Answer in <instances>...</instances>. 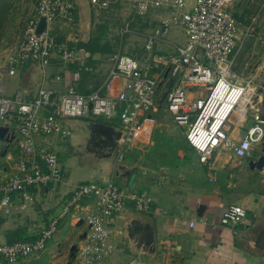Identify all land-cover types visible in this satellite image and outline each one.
I'll list each match as a JSON object with an SVG mask.
<instances>
[{
    "label": "built area",
    "instance_id": "obj_1",
    "mask_svg": "<svg viewBox=\"0 0 264 264\" xmlns=\"http://www.w3.org/2000/svg\"><path fill=\"white\" fill-rule=\"evenodd\" d=\"M128 1L139 16L152 10L171 12L170 18L162 19L147 35L146 61L121 50L111 54L112 68L102 88L87 94L69 87L62 98L56 99L53 90L42 89L37 98L25 100L21 92L14 98L6 97L0 88V127H8L19 142L16 153L7 147L2 161L6 166L0 168V209L6 214L26 210L34 201L32 188L62 182L64 170L58 154L51 148L72 135L67 120L105 118L106 123L122 132L121 150L129 149L136 144L143 123L158 109V98L170 79L173 83L163 104L173 121L184 129L186 140L201 163L207 164L220 151H230L240 160L253 159L257 149H261L263 94H259L253 78L235 70L240 50L254 29L251 26L242 29L231 10L235 0ZM90 2L98 15L110 6V0ZM36 5L18 45L0 68V77L14 76L32 61L48 70L55 57L65 64L80 59V52L62 42L56 31L62 22H75L76 0H37ZM42 17L46 18V26L39 32ZM174 25L183 28L186 42L175 44L165 54L156 52L157 44ZM118 83H123L122 87L112 94ZM202 89L204 92L190 100L189 91ZM244 109L252 113L254 124L237 141L231 134L232 117ZM38 136L43 138V145L37 143ZM16 197L22 199L21 204L14 202ZM86 199L96 200L99 206L81 214ZM129 203L138 211L147 212L152 198L124 190L113 180L81 183L66 202L62 216L53 218L33 238L1 244L0 261L19 264L44 252L58 233L62 217L70 216L74 220L84 219L89 226L78 256L87 264H100L115 251L111 244L112 225L115 216ZM246 218V208L233 203L221 215V225L234 228ZM190 225L193 227L195 222ZM127 264L141 261L132 258Z\"/></svg>",
    "mask_w": 264,
    "mask_h": 264
},
{
    "label": "crops",
    "instance_id": "obj_2",
    "mask_svg": "<svg viewBox=\"0 0 264 264\" xmlns=\"http://www.w3.org/2000/svg\"><path fill=\"white\" fill-rule=\"evenodd\" d=\"M112 3L110 0V6L105 10L110 9ZM247 5L245 0H235L232 5V9L236 10L233 12L238 17L242 29L249 27L241 21L243 13H246L248 9ZM31 9L33 10L30 16L36 6L35 8L32 6ZM135 14L137 13L135 12ZM158 14L159 17L154 19V29L162 19L171 17L169 10L161 9ZM95 17L96 12L90 0H77L75 22L70 24L62 22L58 24L56 31L62 42L68 43L70 47L80 52V59L73 64H65L55 57L48 70H44L38 61L29 62L14 76L1 75L2 94L14 98L17 93L21 92L25 100H32L39 96L42 89H51L54 92L53 97L59 99L69 87L76 88L84 94L102 88L112 68V63L109 61L111 52L105 51L107 48L103 49L99 45H90L97 24ZM73 26H76L77 30H70ZM169 35L171 34H168L167 38L165 37L162 42L157 44L156 52L165 54L173 50L175 44L186 42L185 33L183 39L178 32L172 34V39L168 38ZM174 35L175 37L177 35L178 39ZM85 45L96 49L89 52ZM103 51L110 53H102ZM131 56L144 61L141 56ZM243 69L239 68L236 72L241 73ZM262 70L263 63L259 62L253 67L247 78H253L255 81L261 75ZM4 83L8 85L7 89L2 85ZM122 85L123 83H118L112 94H116ZM200 94L189 91V98L192 100ZM153 112L140 129L136 147L153 132V129L146 124L147 121L153 120L152 118L155 116ZM239 112H236L239 115L236 113L233 115L231 125L232 137L237 141H241L254 124L252 113L249 110L244 109ZM168 115H170L169 112ZM80 120L105 122L95 118L66 121V126L72 131V135L67 141L51 148L61 160L64 170L62 182L41 187L40 190H31L34 201L24 211L6 214L0 209V245L9 240L18 239L19 236L36 235L53 218L62 216L66 202L71 199L75 187L81 183L93 181L104 183L113 180L124 190H133L140 195H149L152 198V204L149 211L140 212L134 204L129 203L123 211L115 216L111 229V244L115 251L100 264H127L132 258H139L141 264H153L156 260H159V264H264V254L255 250L256 237L264 228V193L252 189L247 194H237V192H232V189L237 188L239 183L228 179L225 183L223 182L221 177L224 173L239 165L238 162L232 161L234 156L232 152L220 151L214 154L207 164L201 163L198 153L187 142L184 129L174 121L173 124L168 121L172 125L171 133L177 136L180 144L183 136L186 140L188 148L182 150L181 155L169 159L168 163L159 165V168L153 164L152 166L148 165L145 155H141L143 161L141 160L137 164H121L119 159L121 148L111 158H101L86 150L85 137L78 128ZM107 124L109 123L107 122ZM36 140L37 143L43 145L42 137L38 136ZM18 146V138L12 142L0 139V153L4 147L14 149L16 153ZM72 147L74 151L69 153ZM258 150L261 152V149ZM75 154L82 155L76 160ZM259 156L260 154H256L253 159H257ZM0 157H2L1 154ZM253 159L239 160L244 163V167L247 166L251 174L259 171L264 175V169L252 170L250 168L249 162ZM65 163L67 167L64 166ZM81 164H87V168H82ZM5 166L6 164L2 168ZM8 172L10 173L9 170ZM233 176L234 173L231 172L230 178ZM14 202L21 204L22 199L16 197ZM233 203L246 208L247 218L244 223L234 228L222 226L221 215ZM82 206L84 210L81 214H84L97 210L99 204L94 199H86L82 202ZM136 216L146 218L156 228L157 249L155 255L137 250L134 242L127 235V225ZM81 220H83V224L80 225ZM74 221L83 228L77 233L81 243L74 244L79 249L83 243L81 236L87 232L89 226L84 219L74 220L70 216H64L61 219L59 231L48 244L46 252L36 254L19 264H45V260L50 258L51 252H54L55 244L60 246V251L62 250L60 248L65 246L64 241L75 237L74 234L67 236L65 233ZM191 221L195 222L193 227L190 225ZM64 233V240L60 241L59 239ZM77 251L75 255L77 254V259L81 260ZM48 261L51 262V260ZM69 262L74 264L72 261ZM0 264L5 263L0 261Z\"/></svg>",
    "mask_w": 264,
    "mask_h": 264
},
{
    "label": "rangeland",
    "instance_id": "obj_3",
    "mask_svg": "<svg viewBox=\"0 0 264 264\" xmlns=\"http://www.w3.org/2000/svg\"><path fill=\"white\" fill-rule=\"evenodd\" d=\"M111 8L101 12V15L96 14V29L93 31V36L90 45L101 46L103 49L109 48L111 54L113 52L122 51V53L128 55H137L138 57H143L144 61L148 59L147 51L145 50V42L147 40V35L154 31L156 17H159V10H152L145 15L135 14V10L132 8L130 1L128 0H112ZM248 5L246 13H243L242 20L247 26H251L254 30L240 50L238 60L235 66V70L244 68L241 72L249 77L253 67L260 63H263V70L261 75L255 79V83L258 85L259 94H263L262 86L264 84V0H245ZM37 4V0H0V68L5 66L6 58L9 52L14 50L18 45L22 35L23 30L26 25L27 19L33 9L31 7ZM233 8V7H232ZM232 11H236L232 9ZM241 14V13H240ZM255 18V20H253ZM77 27L73 26L70 30H74ZM77 30V29H76ZM178 32L183 39L184 30L181 26H172L168 36L172 39V34ZM100 33V35H98ZM97 34V35H96ZM176 34V33H175ZM175 37V35H174ZM177 37V35H176ZM175 37V38H176ZM167 38V37H166ZM178 39V37H177ZM103 51L102 53H104ZM105 52V53H110ZM105 55V54H104ZM7 89V84H2ZM204 92V90H199V93ZM153 114L155 115L153 120L147 121L146 124L149 125L153 132H151L147 137H145L140 142L137 147L134 144L131 148H125V150L119 151V159L121 164L134 165L139 163L143 159L141 155L146 156V162L148 165H155L159 168V165L168 163L169 159L175 158L177 155H181L182 150H186L187 144L184 136L182 138V143L176 138L174 133H171L170 127L173 124L171 116L168 115V111L165 104L157 107ZM240 113V112H239ZM237 114V113H236ZM239 115V114H237ZM168 118L169 120H167ZM101 121H107L105 118L99 119ZM172 123L170 124L169 122ZM163 123V124H162ZM169 130V131H167ZM160 131V132H159ZM74 148H70L69 153L73 152ZM257 154L261 155V152L257 149ZM76 160L81 155L75 154ZM232 161L238 162L239 165L235 169H229L221 177L223 182L226 180H233L234 183H239L237 188L232 189V192H237V194L248 193L252 189H256L264 193V175L261 172H256L251 174L247 166L244 167V163L232 157ZM60 159V157H59ZM64 159L66 157L64 156ZM0 161L3 158L0 157ZM61 161V160H60ZM67 163V162H66ZM65 163L64 166L67 167ZM82 168H87V164H81ZM233 172V178H230V173ZM229 174V175H228ZM241 184V185H240ZM245 186V187H244ZM82 227H79L77 222H73L69 225L68 229L65 231L66 235L69 236L74 234V236L65 242V246L60 248L55 244L54 252L49 256L50 258L45 260V264H66L72 261L74 264H87L85 260H79L78 257H72L71 245L81 243V239L77 235ZM71 232V233H70ZM59 239L64 240V235ZM66 239V238H65ZM59 241V242H60ZM46 252V251H45ZM159 260L153 262V264H159ZM145 264V263H143ZM149 264V263H147Z\"/></svg>",
    "mask_w": 264,
    "mask_h": 264
},
{
    "label": "water",
    "instance_id": "obj_4",
    "mask_svg": "<svg viewBox=\"0 0 264 264\" xmlns=\"http://www.w3.org/2000/svg\"><path fill=\"white\" fill-rule=\"evenodd\" d=\"M45 26L46 18L42 17L38 31L42 32L45 29ZM167 75L168 72L166 76ZM172 83V79L166 83L165 89L158 98L159 105L163 104ZM262 91L263 96L260 105V117L264 121V84L262 86ZM78 128L82 131L83 136L85 137L86 150L96 156L101 158H111L120 148L122 132L110 124L93 120H80L78 121ZM0 139L12 142L15 139V133H10V129L8 127H0ZM7 150V147L2 148L0 153L2 157L6 155ZM249 166L252 170L264 169V142L261 147V155L257 159L251 160L249 162ZM81 224H83V220L80 221V225ZM86 235L87 233L85 232L81 238L84 239ZM127 235L134 242L137 250H141L149 255H155L157 249V232L153 223L147 221L146 218H143L142 216L133 217L127 225ZM77 250V245H74L71 248L72 257H75ZM255 250L260 254H264V228L260 230L256 237ZM68 264L72 263L69 262Z\"/></svg>",
    "mask_w": 264,
    "mask_h": 264
},
{
    "label": "trees",
    "instance_id": "obj_5",
    "mask_svg": "<svg viewBox=\"0 0 264 264\" xmlns=\"http://www.w3.org/2000/svg\"><path fill=\"white\" fill-rule=\"evenodd\" d=\"M24 28H25V27H24ZM85 48H86L89 52H93V50L96 49V48H92V47H89V46H86V45H85ZM105 51H110V50H109V48H107V50H105ZM42 187H45V186H42ZM40 189H41V187H34V188H32V191H36V190H40ZM19 235H20V234H19ZM33 237H34V235H29V236H26V237L19 236L18 239L9 240L7 243H13V242L18 241V240H22V239H30V238H33Z\"/></svg>",
    "mask_w": 264,
    "mask_h": 264
},
{
    "label": "bare ground",
    "instance_id": "obj_6",
    "mask_svg": "<svg viewBox=\"0 0 264 264\" xmlns=\"http://www.w3.org/2000/svg\"><path fill=\"white\" fill-rule=\"evenodd\" d=\"M3 166V162L2 161H0V168Z\"/></svg>",
    "mask_w": 264,
    "mask_h": 264
}]
</instances>
